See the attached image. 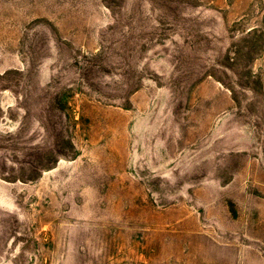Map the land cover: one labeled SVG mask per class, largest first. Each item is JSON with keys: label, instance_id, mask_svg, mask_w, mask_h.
<instances>
[{"label": "rangeland", "instance_id": "rangeland-1", "mask_svg": "<svg viewBox=\"0 0 264 264\" xmlns=\"http://www.w3.org/2000/svg\"><path fill=\"white\" fill-rule=\"evenodd\" d=\"M0 264H264V0H0Z\"/></svg>", "mask_w": 264, "mask_h": 264}]
</instances>
